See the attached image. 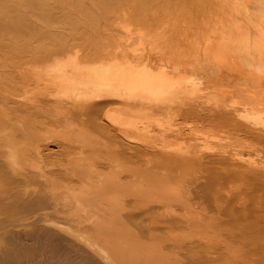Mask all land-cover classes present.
<instances>
[{
	"label": "bare ground",
	"instance_id": "6f19581e",
	"mask_svg": "<svg viewBox=\"0 0 264 264\" xmlns=\"http://www.w3.org/2000/svg\"><path fill=\"white\" fill-rule=\"evenodd\" d=\"M253 2L0 0V264H264Z\"/></svg>",
	"mask_w": 264,
	"mask_h": 264
},
{
	"label": "rangeland",
	"instance_id": "374dc122",
	"mask_svg": "<svg viewBox=\"0 0 264 264\" xmlns=\"http://www.w3.org/2000/svg\"><path fill=\"white\" fill-rule=\"evenodd\" d=\"M251 2L252 1H257V4L259 3L258 1L259 0H250ZM255 2H253L254 4H255ZM261 3V2H260ZM160 8V7H159ZM167 9H169V8H167ZM166 9V11H164V12H167L168 10ZM171 10L172 9H174V8H170ZM169 9V10H170ZM159 10H161V12H163V10H165V9H163V8H161V9H159ZM146 12V11H145ZM163 12V13H164ZM144 13V12H143ZM169 13V11L166 13V14H168ZM205 13V12H204ZM165 14V13H164ZM207 14V13H206ZM150 15H152V13L150 12ZM241 15H244V16H248V20H253L252 22L250 21L249 22V24H254V23H256L258 20H259V18L261 19L262 18V16L260 15V14H258V13H256V11H251V13H250V9H245V11H242V13H241ZM243 25L241 24L240 25V27H242Z\"/></svg>",
	"mask_w": 264,
	"mask_h": 264
}]
</instances>
